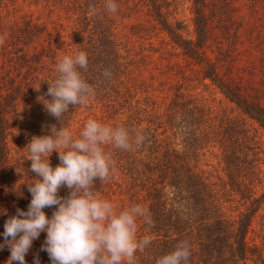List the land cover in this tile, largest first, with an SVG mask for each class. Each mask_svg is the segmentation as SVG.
<instances>
[{"label": "trees", "instance_id": "obj_1", "mask_svg": "<svg viewBox=\"0 0 264 264\" xmlns=\"http://www.w3.org/2000/svg\"><path fill=\"white\" fill-rule=\"evenodd\" d=\"M177 1L115 0L113 14L107 0H0V37L7 33L0 44V244L5 221L32 199L26 184L32 181L17 173L30 169L25 147L33 136L60 127L38 97L55 80L63 56L84 51L88 67L81 73L95 95L86 105H70L63 126L78 137L86 121L96 119L145 137L131 151L106 145L116 172L93 189L118 210L140 204L150 213L151 228L137 221L138 237L153 239L136 253V264H156L182 240L190 244L188 264H264V249L248 238L260 201L240 212L231 234L209 216L213 184L201 158L208 114L197 93L215 87L264 129V104L253 83L264 76V0H189L190 22L178 18ZM239 70L251 79L235 77ZM232 132L226 129L231 139ZM220 145V164H231ZM50 161L53 168L60 163L58 152ZM68 194L66 187L58 193ZM56 207L44 209L49 218ZM45 238L42 232L33 241L27 264L37 255L40 264H51L41 251ZM9 256L6 246L0 249V264Z\"/></svg>", "mask_w": 264, "mask_h": 264}, {"label": "clouds", "instance_id": "obj_2", "mask_svg": "<svg viewBox=\"0 0 264 264\" xmlns=\"http://www.w3.org/2000/svg\"><path fill=\"white\" fill-rule=\"evenodd\" d=\"M105 9L114 14L118 5L115 0H107ZM6 36L7 33L0 37V44ZM87 67L84 51L63 56L57 64L55 80L48 82L47 92L38 97L44 110L60 122V127L51 126L47 134L33 136L25 147L30 169L23 168L17 173L32 181L26 182L32 199L26 211L17 208L16 214L4 223V243L0 249L6 246L10 250L7 264L13 261L27 264L25 257L42 232L46 238L41 251L47 252L51 264H136V253H142L152 242L151 235H137L138 220L149 228L154 226L145 207L133 204L118 210L111 201L93 191L97 181L105 183L116 172V162L105 146L131 151L145 137L140 133L133 137L123 126H107L96 119H88L78 137L63 126L61 118L70 105H86L95 95L94 88L81 73ZM104 75L110 77L111 73L106 69ZM53 151L58 152L60 161L55 168L50 161ZM28 172L39 178L29 179ZM61 187L69 190L66 197L58 195ZM53 206L58 207L49 218L44 209ZM190 256V244L182 240L173 251L159 257L156 264H188ZM34 264H40L38 255Z\"/></svg>", "mask_w": 264, "mask_h": 264}, {"label": "rangeland", "instance_id": "obj_3", "mask_svg": "<svg viewBox=\"0 0 264 264\" xmlns=\"http://www.w3.org/2000/svg\"><path fill=\"white\" fill-rule=\"evenodd\" d=\"M177 3L178 18L190 22L189 0H178ZM209 55L211 58L215 56L210 51ZM239 75L245 76V79L250 78L246 73L243 74L242 70L236 71L235 77L238 78ZM243 82L246 84V80ZM175 83L174 77L169 79L170 85ZM207 83L210 84L209 81ZM253 83L264 104V76H257ZM197 93L208 114L203 127L205 139L202 141L206 149L201 158L205 176L209 177L208 183L213 184L209 186L210 192L213 193V196L208 198L209 216L221 219L224 222L223 232L231 234L233 223L240 212L245 211L247 206L250 207L257 200L260 201L258 214L248 238L250 242L253 241L264 249V129L235 104L229 102L215 87L201 86ZM228 127L233 130V139L226 133ZM220 144H224L227 153L232 156L229 165L223 161L220 164ZM228 190L230 193H227Z\"/></svg>", "mask_w": 264, "mask_h": 264}]
</instances>
